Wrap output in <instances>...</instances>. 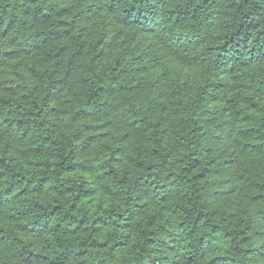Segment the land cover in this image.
Wrapping results in <instances>:
<instances>
[{"label": "trees", "instance_id": "obj_1", "mask_svg": "<svg viewBox=\"0 0 264 264\" xmlns=\"http://www.w3.org/2000/svg\"><path fill=\"white\" fill-rule=\"evenodd\" d=\"M0 264H264V0H0Z\"/></svg>", "mask_w": 264, "mask_h": 264}]
</instances>
